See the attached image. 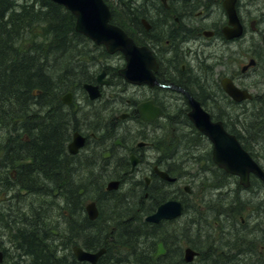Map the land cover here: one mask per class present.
<instances>
[{"label": "bare ground", "instance_id": "1", "mask_svg": "<svg viewBox=\"0 0 264 264\" xmlns=\"http://www.w3.org/2000/svg\"><path fill=\"white\" fill-rule=\"evenodd\" d=\"M198 1L201 0H196V2ZM48 2L55 4L59 10H63V8H65V5L56 0H47V3ZM105 2L108 6L111 20L118 21L115 16H113L115 12L114 9L123 8L124 17H130L134 19V21H138V18L141 15H149L150 17L157 19V27L165 34L177 29L171 18L166 15V12L162 11L163 9L161 6L155 1L105 0ZM202 2L212 4L214 0H202ZM248 10L251 11L252 15L255 13L253 6H249ZM118 17H121V14H118ZM262 28L264 29V24L262 25ZM74 32L77 35L80 33L88 38L80 35L77 37ZM179 34L180 33L176 32V38ZM244 36V42L241 44V53L240 55L237 54L238 58L242 59L247 55L256 56V54L258 55L257 57H260L261 48L259 42L257 40H253V34L249 31ZM128 37L131 38L135 44L133 38L130 36ZM66 39L67 41L64 40L63 44L67 47L63 53L69 51L71 55L73 53L72 46H77L74 55L79 56L78 59L86 63V66L83 65L81 68L83 71L88 73V76L91 77V80L84 78L79 82L76 79L71 78L73 82L70 83V86L65 89L58 88L54 91L53 95H51L52 97L48 100L49 106L46 108L47 110L50 109L51 111L55 110L58 112L55 113L56 115L54 117L58 114L59 121L62 123L61 128H65L64 136L66 137V143H64L62 151H59L58 154L60 155V160L62 161L61 163L68 164L69 170L67 173L58 172L57 175H53V178L51 179H45L41 176H37L35 182L30 184H43V187L41 186V188L37 191L31 190L27 192V190L19 184L20 181L18 179H13L12 181L7 171H9V169L14 170L18 168V166L21 167V165H23V163L27 160L32 159L33 155L31 153H34V151L29 145L24 144L22 137H18L21 141H13L11 146L13 152L4 153V156H0V187L3 191L1 194L3 196L0 198V252L2 254V264H32L34 262H36V264H92V260L82 258L80 254L75 251L76 247L81 248L82 251L87 254L101 255L100 259L102 263L100 264H185L190 261L185 259V255L183 259V250L185 252L187 248H192L191 246H188L190 241H193L195 246L198 248L212 251L210 256L205 257L203 264H250V254L247 256L241 255L246 247L242 245L240 247L238 245V241L232 242L231 237H234L233 239L235 240H240L239 233H237L239 230L236 229V226L238 225L236 221L238 217V222H240L241 216L244 217L242 215V212L245 211L244 206L249 204V201L254 202L255 197L261 196L256 192L259 190L261 191L262 189L264 190V182L261 183L259 181H256L254 185V187H256L255 190L250 189L249 191H241L238 189L243 192L242 194H250L247 199L240 198L241 200L239 202H236L235 200L231 201L232 195L229 191H205L204 195L206 196V199L210 201L209 207H206L205 211L200 210L201 208H196L195 214H193L192 217L185 218L186 216L182 217L181 214L173 218L161 217L159 219H154L159 205L156 202L158 199L157 197L163 195V191L159 193V196H156L157 194H152L153 196L150 197L156 204L154 205L152 211L146 215V220L143 219L141 210L138 208L135 212L127 211L124 213L127 215L126 219L132 220L133 223L119 219H113L110 221V216L107 215V221L105 220V216V219L102 220L103 223L98 221L99 225L98 229H96V224H93L83 218V221H85L91 228H89L90 230L86 233L79 231L78 217L75 211L77 209L78 199L83 197L86 192L93 190L88 186L94 188L97 186L96 188L100 189L102 194L100 199L102 200V203H107V200L109 201L112 196H117V194L121 192L120 190L122 187L118 188L117 186V189L109 188V184L111 182H118V179H120V173L122 172H138V169L129 162L130 155L135 152L137 144L141 140L146 141L149 139L151 140V138L145 135L146 132L143 131L145 129L137 123L138 120L132 124V127H128V124L130 123H124L122 120L117 119L115 114H113L114 119L112 120L109 116V112L102 110V112L107 116V123L111 124L110 121L113 122L111 125L113 129H111L106 125L107 123L104 119L95 120L93 118L95 109L92 108L89 110L86 107V96L92 99L91 93L87 89L86 84H92L91 81L95 76V70L106 62L105 57L114 53L109 52L107 49L102 47V44L95 42L86 34L78 31L76 27L73 28V31H68ZM184 39L185 37H183V40ZM69 40L71 42H69ZM245 42H250L249 44L255 54L249 53L246 50ZM175 45H177V41H175ZM94 49L97 50V53L92 55L91 53ZM222 49L229 51L227 57L223 58L227 59L231 55V50L226 47H216L213 53L221 52L220 50ZM147 51L154 59L151 50L147 48ZM28 54H32V52H28ZM196 59L200 63H203L204 56L202 52H199V54L196 55ZM237 62L238 60H231L222 64L228 71L235 73ZM73 64L76 65L74 62ZM68 70H70L71 73H75L76 71L73 66L68 68ZM262 71L264 72L263 64L259 72ZM114 74L115 73L113 72L112 76H114L116 80H120V78ZM185 74L199 77L201 84H203V77H208V81H205V83L209 82L207 84V88L215 90L216 81L221 75L217 69L210 67H204L203 69H199L197 67L187 68ZM82 75L84 76V73H82ZM101 75H104V71L100 73V76ZM153 75L154 74H152V79L154 80ZM258 82L259 81H256L257 86H259ZM262 85H264V81L263 84H260L261 87ZM203 86L205 85H195L193 87L194 92L198 95L200 94L204 96L203 92H206V90H203ZM176 88L190 94L187 91L188 89L186 86H176ZM262 90L264 91V89ZM114 92L115 94H113L110 99H113L119 94V88L117 90L115 89ZM0 95H3V87L1 86V83ZM31 97L32 96L28 94L25 100H28ZM31 101V107L21 111V117H18L20 115L17 111L19 107L15 106L17 104L13 103V100L6 101L4 105L10 113H13V115H4L2 118H4L7 122H11L12 120L13 126L20 129L21 136L26 132L25 129H22L24 127L22 125L24 121L25 125L32 129H36L42 123V120L39 117L44 119L47 116V113L43 112L42 108L38 107L34 99H31ZM250 107L255 109V113L252 112V115L256 118V120H252L250 116L241 118L239 113L232 115H236V117L247 121L248 123H250V121H264V96L261 98V102L259 104L250 105ZM246 110V107L241 108V111L246 112ZM88 112L92 115V120L84 119L85 113ZM90 123L93 124L89 125ZM85 127H88L89 129V131H86L87 134L92 132L97 136H103L104 139L107 137L111 140L113 151L111 156L94 157L91 155L86 156L85 159L80 161L74 158L72 155V147L75 136L79 135L84 139L81 129H84ZM127 128H130L131 130L128 135L125 134ZM132 129L135 132H133ZM18 138L16 137V140ZM26 138H28V136H26ZM195 140L199 142L200 146L202 145L206 149L211 147V145L207 142H202L197 138H195ZM175 145L180 146V140ZM82 146L83 145H81V147ZM88 150H91V148L86 149V151ZM251 151L254 153L253 157L256 162L264 169V165L260 161V158H263L264 154V140L257 141ZM158 154L156 157L159 159H165L166 157L173 158L172 160L167 161V165L173 166L177 164L178 159H175L173 154L168 155L164 150L158 151ZM260 155L262 156L260 157ZM147 156L149 157L150 154H145V157ZM1 161H4V163ZM5 162L6 166L9 167H6L8 169L3 166V164L5 165ZM85 167L86 169L96 167L95 170L84 173L87 178V182H85L82 177L81 179L79 178L80 173ZM105 174L107 175L104 176ZM136 174L140 175L139 172ZM177 176L179 177L177 196L186 199L190 195L179 187L181 182L184 180L183 176L182 174ZM177 176L174 173L169 174L168 182H175L177 180ZM77 179L79 180L77 181ZM54 182H58V184H54ZM186 185L187 184H185L183 188H185ZM125 191V195L130 194V190ZM183 194L187 197L182 196ZM256 202L257 201L251 205V208L248 210L249 213L247 212V221L248 223L253 224L255 228H260V232L264 234V219L256 217L254 221L250 220V217L259 216L258 213H255L256 207H254V205ZM37 203L40 204V206H38ZM258 204L261 206L262 201ZM217 205H219V207ZM137 206L139 207V203ZM21 208L26 210L30 218L24 219L22 214L20 218H18ZM145 213L146 211H144L143 214ZM149 216H151L150 220L148 219ZM213 217L215 219V224H219L221 222L220 226L224 228L225 234L216 238L214 233H211L208 242L198 243L199 241H195V239L197 238V235L201 234L200 230L202 224L205 223L208 225V222H210ZM21 225H23V227ZM186 227H190L191 230H193L194 235L191 231H183V228L185 229ZM209 227L213 231L211 225H209ZM16 228L18 231L23 233L24 238H13V231ZM133 229L137 231L140 230L142 232L143 239L142 241L136 240L135 243L131 244L128 241L129 239H127V236L133 233L131 232ZM74 231L75 233L73 234ZM262 233H260L259 236ZM99 236L101 237L100 239H98ZM200 239L206 241L205 236H201ZM31 242L34 243L33 245L42 247V256L44 257V260L41 258V251L36 252L37 249H35ZM128 244H130V246ZM166 245H169L172 248V252L167 257H164L162 256V249H164ZM219 252L228 254L225 261L220 262L217 260ZM255 255L256 253H254V256ZM262 261L264 263V259H262ZM256 264H260V262L256 260Z\"/></svg>", "mask_w": 264, "mask_h": 264}, {"label": "flooded vegetation", "instance_id": "2", "mask_svg": "<svg viewBox=\"0 0 264 264\" xmlns=\"http://www.w3.org/2000/svg\"><path fill=\"white\" fill-rule=\"evenodd\" d=\"M147 1L157 2L163 9L162 11L166 12V15L174 22L177 29L175 31L171 30L172 32H167V34H165L157 27V19L149 15H141L138 21H134V19L130 17H124L123 8L114 9L115 12L113 16H115L118 21L111 20V22L121 26L126 31L127 35L133 38L135 45L151 50L155 67H150V71L154 74V80L152 79L153 81L151 82L144 81L142 83H133L129 81L121 73V69L127 66V57L123 51H117L105 57L106 62L95 70V76L91 83L98 86V95L92 99L86 96L87 109L90 110L93 108L95 109L94 112H99L100 110L108 111L112 120L114 119L113 114H115V117L122 120L124 123L131 122L128 124V127H132V124L138 120L137 123L145 129L143 131L149 132L152 129V131H154L153 137L150 135L148 136L151 140H141L137 144L135 152L130 155L129 162L138 169L141 176L136 174L138 172H122L120 173V179H118V188L129 183L130 189L133 188V190L137 192L142 190L144 193L140 201L138 200V208L141 210V215L145 220L146 215L152 211L156 204L150 197L153 196L152 194H159L163 191V195H171L167 196V199H180L184 205V212L185 209L186 211L188 209L190 199L178 198L177 196V185L179 182V177L177 175L181 174L176 170V165L172 166L166 164L168 160H172L173 158L166 157L165 159H159L156 157L158 151L163 149L167 151L172 148L167 152L168 155H172L173 146L179 140L181 145H175L177 146L176 150L178 151V148H181V156L192 159L193 161V165H191L192 173L189 175L190 178L187 182L189 188H184L188 194H191L192 197L195 196L197 199L196 201L191 199L193 204L198 202L199 192L202 190L213 192L221 190L229 192L239 190L249 191L250 189L255 190L256 187H254V185L256 181L261 183L264 182L260 176L251 172L249 176L250 185L245 186L241 183L239 175L232 174L224 167L218 165L214 159L213 140L209 135L197 127L195 120L191 116L192 114L190 115L194 110L195 104L198 102L199 105L209 113L212 122L220 124L226 134L234 135L243 148L247 150L252 157L254 156L251 150L259 140L255 139L254 141L256 131L253 129H256L258 126H264V121H250V123H248L232 114L238 113L242 107L247 108L250 105L259 104L264 95V92L258 94L262 89L260 88L261 86H257L255 82L256 78H263L264 75L263 71L259 72L262 68V64L264 67V29L262 28L264 24V6H261V4H264V0H234V6L231 7L232 10L228 7L226 0H214L212 4L203 3L202 0L198 2H196V0ZM249 6H253L255 9L253 15L251 11L248 10ZM118 14H121V17H118ZM239 27L240 32L238 33ZM249 31L257 37L256 40L259 42L261 48V56L257 57L258 55L256 54V56L247 55L242 59L238 58L237 54L240 55L241 53V44L243 43L244 35ZM176 32L180 33L177 38ZM183 37H185L184 40ZM175 41H177V45H175ZM102 47L106 49L105 45H102ZM216 47H226L230 49L231 55L227 59H223L227 57L229 51L222 49L220 50L221 52L213 53ZM246 50L249 53L255 54L250 44ZM199 52H202L204 56L203 63H200L196 59V55H198ZM231 60H238L235 73L228 71L222 64ZM194 67L199 69L210 67L220 72L221 75L216 81V90L207 88L209 82L205 83V81H208V77H203V84H201L199 77L185 74L187 68ZM103 71L104 75L100 76V73ZM256 71L258 72V76L254 78ZM113 72L120 80H116L114 76H112ZM120 83L122 86L124 85L126 87L125 89L123 86L125 91L130 88V85L137 87L136 96L133 95L134 93L130 94L124 91L113 99H110L113 94L107 98L108 91L117 90ZM195 85H205L203 86V90H206V92H203L204 96L194 92L193 87ZM227 85L239 88L241 91L249 92L250 97L244 96L239 99L233 97L229 93ZM176 86H186L190 94L179 90V88L177 89ZM140 91L141 93H139ZM149 101L152 105L158 106L163 110V113L157 115L153 120H145L139 109V106L142 107ZM252 112L255 113V109H253ZM105 119L107 120V116ZM105 122L107 123V121ZM110 122L111 124L107 123L106 125L113 129V127H111L113 122ZM129 129L130 128H127L128 131ZM81 130L84 136L83 146H80L76 152H72L74 158L80 161L85 159L86 156L91 155L94 157L111 156L113 151L109 138L106 137L104 139L103 136H97L92 132L87 134L86 131H89L88 127ZM132 131L135 132L133 129ZM195 138L200 139L202 142H207L211 147L208 149L205 148L206 151L198 154L197 148H200V146ZM191 140L196 143L195 146H190L189 142H191ZM87 148H91V150L86 151ZM148 149L156 152L153 160H150L148 156L145 157V154L147 155V153H149ZM200 161L205 163L200 165L202 163ZM143 163H148L147 168L141 167ZM159 170L165 171L168 174L174 173L177 176V180L173 183L168 182L169 180L163 177L158 172ZM166 186L174 187L175 190L173 191L175 192H166ZM96 187L92 190L93 192L97 191L96 194H88L89 192H86L83 197L78 199L77 205H81V219L85 218L89 222H93V224H96V229H98V221L102 217L104 208L102 200L100 199L102 194ZM125 194L126 191H124L120 197H124ZM204 194L205 192L203 195ZM204 197L203 202L205 204L202 202V204L197 203L196 205L201 206L200 210L202 211H205V208H208L210 204V201L206 199L205 195ZM164 200L165 199H162L157 204ZM93 203L98 211V215L95 218L89 216L87 209V207ZM144 211H146L145 214H143ZM28 218L30 217H25V219ZM107 218L108 216H106V221ZM240 218V222L238 223L241 226L246 223V219L242 216ZM78 227L79 231L82 233L87 232L85 231L87 230L86 228H91L85 221L82 224L80 220H78ZM82 228L83 231L81 230ZM221 231L222 234H220V236L225 234L223 227ZM74 233L75 231L73 234ZM19 237L24 238L23 233L16 228L13 231V238L18 239ZM33 244L34 243H32V245ZM33 246L37 249L36 252L41 251L42 256V247ZM188 246H191L193 250H195V254L193 259L185 264H201V261H204L205 257L209 256L208 253L210 250L198 248L193 241H190ZM167 247L169 246L166 245V248ZM169 251H171V247L165 250L166 254H168L167 252ZM184 255L185 252L183 250V259ZM227 255L226 253L219 252L217 259L221 256L218 260L223 262L227 259ZM100 256L94 263L92 262V264L102 263ZM41 258L44 260L43 256ZM261 262V264H264L263 261ZM2 263L1 260L0 264ZM32 264H36V262ZM250 264H256V256H254V254L253 257L250 258Z\"/></svg>", "mask_w": 264, "mask_h": 264}, {"label": "trees", "instance_id": "3", "mask_svg": "<svg viewBox=\"0 0 264 264\" xmlns=\"http://www.w3.org/2000/svg\"><path fill=\"white\" fill-rule=\"evenodd\" d=\"M65 8L59 10L55 4L47 3V0H0V83L4 95H0V128L5 130L2 133L3 137L0 136V156L12 151L13 141H21L18 137H22L24 144L29 145L34 151L31 153L32 159L27 160L21 167L18 166L14 170L7 171L12 181L18 179L19 184L27 192L37 191L41 188L38 185L30 184L35 182L37 176L51 179L58 172L67 173L69 170L64 167V163H61L58 154L66 143L65 128H61L62 123L59 121L58 114L54 117L58 112L46 109L49 106V98L58 88L65 89L70 86V83L73 82L71 78L78 82L84 78L91 80L88 73L81 68L83 65L86 66V63L78 59L79 56L74 55L77 46H72L73 55H70L69 51L63 53L67 47L63 41H67L66 34L68 31H73L76 22L75 15ZM75 35L88 38L80 33L78 35L75 33ZM69 42L71 41L69 40ZM28 52H32V54H28ZM71 66L75 68V73L68 70ZM28 94L32 97L25 100ZM31 99L35 100V103L42 108L43 112L47 113V116L44 119L39 117L42 123L36 129L25 125L24 121L22 129H25L26 132L21 136L20 129L13 126L12 120L7 122L2 118L4 115H13L4 105L6 101L13 100V103L17 104L15 106L19 107L17 111L20 115L18 117H21V111L31 107ZM253 130L256 132L258 130L261 133L264 131V127H257ZM1 162L4 163V161ZM3 166L4 168L8 167L6 162ZM22 168L26 169L23 171ZM89 171L85 170V173ZM54 184H58V182H54ZM41 186L43 187V184ZM2 193L0 187V198L3 196ZM161 197L162 195L157 197L158 199L156 198L157 203L162 200ZM203 198H205L204 195ZM234 200L236 199L232 197L231 201ZM136 203L137 201L131 202L126 211L135 212L138 209ZM114 213L116 211L110 215V221L119 219L133 223L132 220L120 219L121 215H114ZM124 216L127 215L124 214ZM81 222L84 223L83 219ZM81 230L83 231V228ZM89 230L87 228L85 231ZM127 237L131 244L136 240L142 241L143 239L142 232L135 229ZM100 238L99 236L98 239ZM128 245L130 246V244ZM167 248L170 249V246ZM167 248H164L162 255L164 257L172 252L171 248V251L166 254Z\"/></svg>", "mask_w": 264, "mask_h": 264}, {"label": "water", "instance_id": "4", "mask_svg": "<svg viewBox=\"0 0 264 264\" xmlns=\"http://www.w3.org/2000/svg\"><path fill=\"white\" fill-rule=\"evenodd\" d=\"M65 5L76 16V29L97 43L104 44L109 52L117 50L123 51L127 57V66L121 69V73L133 83H142L152 81L150 67L153 66V58L148 54L144 47H138L131 38L118 25L110 23V12L104 0H56ZM230 0H227L228 4ZM154 67V66H153ZM87 89L94 98L98 95V86L86 84ZM237 98L244 96L250 97L245 91H231ZM142 117L145 120H153L158 114L163 113L160 107H155L152 103H145L139 106ZM192 114V115H191ZM199 129L211 137L214 142V159L224 167L228 172L238 174L241 182L245 185L249 182V174L253 172L260 176L264 181V170L252 158V156L242 147L240 142L233 135L226 134L220 124L211 121L209 114L197 104L190 113ZM83 144V137L76 135L73 143V152L79 149ZM163 177L169 178L165 171H158ZM118 182H111L109 188H116ZM88 214L91 218L98 215L94 203L88 207ZM183 205L180 200H170L161 204L154 216V219L161 217L173 218L181 215ZM151 219V216L148 217ZM75 251L84 259L92 260L94 263L100 256L99 254H87L81 248L76 247ZM164 252V249H162ZM195 250L187 248L185 250V259H193ZM2 254L0 252V261Z\"/></svg>", "mask_w": 264, "mask_h": 264}, {"label": "rangeland", "instance_id": "5", "mask_svg": "<svg viewBox=\"0 0 264 264\" xmlns=\"http://www.w3.org/2000/svg\"><path fill=\"white\" fill-rule=\"evenodd\" d=\"M261 6H264V4H261ZM253 40H256V35L255 34H253ZM244 42V41H243ZM249 46V42H245V48H247ZM97 53V50H93L92 51V55L93 54H96ZM102 60V59H101ZM243 61V60H242ZM90 67H92V66H90ZM256 76H258V72L256 71V73L254 74V78H256ZM256 81H259L258 82V85L260 86V84L262 83L263 84V81H264V78H256L255 79V82ZM262 87H264V85L262 86ZM261 87V89H264V88H262ZM137 87H134V86H131L130 85V88L129 89H127L126 91L123 89V86L121 85V83H120V85H119V94H121V92L123 93L124 91L125 92H129L130 94L131 93H134L133 95H135V94H137ZM264 91H259L258 92V94H260V93H263ZM139 93H141V91L139 92ZM111 94H115V92L112 90V91H108V94H107V98H109L110 97V95ZM136 96V95H135ZM264 96V95H263ZM121 102V101H120ZM252 110H253V107H247V110H246V112H244V111H238V113L240 114V117L241 118H243V117H245V116H250V118L252 119V120H256V118H254L253 117V115H252ZM93 118L95 119V120H105L106 121V114L105 113H103L101 110L99 111V112H94L93 113ZM84 119H89V120H92V115L90 114V112H88V113H85V115H84ZM261 119V118H260ZM94 123V122H93ZM93 123H90V124H93ZM129 123H131V122H129ZM153 130V129H152ZM146 131L147 133H146V135L147 136H154V131ZM250 130V129H249ZM5 130L4 129H1L0 128V136L1 137H3L2 136V133L4 132ZM130 129H129V131L128 130H126L125 131V134H127L128 135V133H130ZM120 133H122V132H120ZM123 134V133H122ZM255 139H257V140H264V131H262L261 133L260 132H258V130H257V132L255 133V137H254V141H255ZM190 143V146L192 145V146H195L196 145V143L195 142H193V140H191V142H189ZM200 146V145H199ZM176 147L177 146H173V155H174V158L175 159H178L177 160V164H176V166H177V171H179L180 172V174H182V176H183V181L181 182V184H180V188L182 189V190H184V185L185 184H187V182L189 181V178H190V176L189 175H191V165H193V161H192V159H187V158H184V156L182 157L181 155V152H180V150H181V148H178V151L176 150ZM172 149V148H171ZM171 149H169V150H167L166 152H169ZM164 150V149H163ZM165 151V150H164ZM175 151H176V153H175ZM203 151H206V149H205V147L204 146H200V148H197V152H198V154L200 153V152H203ZM148 152L150 153V156H149V159L151 160H153V157L155 156V154H156V152L153 150H150V149H148ZM158 154V153H157ZM159 155V154H158ZM262 155H260V157H261ZM259 157V158H260ZM260 161L263 163V165H264V154H263V158H260ZM200 162H202V161H200ZM203 163H205V162H202L200 165H202ZM147 165H148V163H143L142 165H141V167H146L147 168ZM64 167L65 168H68V164H64ZM99 168V167H98ZM26 168H22V170L24 171ZM96 169V167H90V168H87L86 169V167L84 168V170L80 173V175H79V178L81 179V177H82V179L85 181V182H87V178L85 177V170H90V171H93V170H95ZM89 171V172H90ZM108 174H114V173H108ZM107 174H105L104 176H106ZM77 178V177H76ZM79 179H77V181H78ZM129 183H126L125 185H123L122 186V188H121V192L119 193V194H117V196H112L110 199H109V201L107 200V203H105V202H103V208H105L104 209V212H103V215H102V217H101V219L99 220L100 221V223H103V221L102 220H104L105 219V216H110L113 212H115L116 211V213H114V215H118V214H120L121 215V217H120V219H126V217L124 216V212H127L126 210H128L129 209V204L131 203V202H134V201H137V203L135 204V205H137L138 204V200L140 201V198H141V196H142V194H144L143 192H142V190H140L139 192H137V191H135V190H133V188H129L130 186L128 185ZM38 185V187H41V184H35V186H37ZM90 189H93L94 187H91V186H88ZM202 189H204V188H202ZM125 190H130L129 192H130V194H127V195H125L124 197H119L120 195H122L123 194V192L125 191ZM165 190H167L166 192H169V191H173L174 190V187H171V186H166V188H165ZM96 192L97 191H95V192H93L92 190L91 191H89V193L88 194H96ZM205 192V190H202V191H200L199 192V199H198V202L197 203H200V204H202V202L204 201L203 200V193ZM187 194H188V192H186ZM231 193V195H232V197L233 198H235L236 200V202H239L241 199L240 198H242V199H247L248 198V196L250 195V194H242L243 192H241V191H239V192H237V191H235V192H233V191H231L230 192ZM257 194H260L261 196H259V197H255L254 199V202H250L249 201V204H246L245 206H244V210L245 211H243L242 212V215L245 217V219H246V223H244V224H242L241 226H240V224L238 223V219H239V217L237 218V221H236V223L239 225H237L236 226V229L237 230H239V232H237V233H239V236H240V240H235V239H233L234 237H231V240H232V242H234V241H238V245L241 247V245L242 246H245L246 248L243 250V252H242V256H247V255H249L250 254V256L251 257H253V254L254 253H256V260H258L259 262H260V264L262 263L261 261H262V259H264L263 257H264V234L262 233V232H260V228H255L254 227V225L253 224H251V223H248V217H247V215H248V210L251 208V205L252 204H254L255 203V201H257L256 202V204L254 205V207H256V209H255V213H258L259 214V216H254V217H250V220L251 221H254V219H256V217H258L259 219H264V190L262 189L260 192L259 191H257L256 192ZM178 194H179V192H178ZM181 195V194H180ZM190 196L188 197V199H190V203H189V205H188V209H187V211H186V209H185V212L182 214V217H185V218H187V217H192L193 216V214H195V208L197 207V209H200L201 207H199V206H196L197 205V203L196 204H193L192 202H191V199H194L195 201L197 200L196 198H195V196L194 197H192L191 196V194H189ZM167 196H171V195H162V197H161V199H167ZM182 196H184V197H187L186 195H182ZM86 198H88V197H86ZM178 198H180V197H178ZM144 199V198H143ZM184 199V198H183ZM103 200H105V199H103ZM121 201V202H120ZM260 201H262V204H261V206L258 204ZM126 203V204H125ZM204 203V202H203ZM205 204V203H204ZM37 205L38 206H40V204H38L37 203ZM36 205V206H37ZM207 205V204H206ZM35 206V207H36ZM218 207H219V205H217ZM221 210V209H220ZM76 215H77V217H78V220H80V222H81V210H80V206L79 205H77V209H76ZM108 212V213H107ZM248 212V213H247ZM15 213H18V212H15ZM123 213V214H122ZM21 214L23 215V218L25 219V217H28V213L26 212V210L25 209H23V208H21V211H20V214H19V217L18 218H20V216H21ZM119 218V217H118ZM235 218V217H234ZM212 220H210V222H208V225L207 224H205V223H203L202 224V227H201V230H200V232H201V234H199V235H197V238L195 239V241H199L198 243H202V242H208L209 241V239H210V234L211 233H214V236L216 237V238H218L219 236H220V234H222V231H221V228H222V226H220L221 225V222L219 223V224H215L214 222H215V219H214V217L213 218H211ZM235 220H236V218H235ZM209 225H211V227H212V229H213V231L210 229V227H209ZM22 227H23V225H21ZM261 227H262V225H261ZM263 228V227H262ZM10 231H11V228H10ZM183 231H188V232H190L191 231V233L193 234V230H191V228L190 227H186L185 229L183 228ZM263 231H264V228H263ZM129 232H130V229H129ZM131 232H133V230H131ZM260 233H262L260 236H259V234ZM231 234H234V233H231ZM194 235V234H193ZM224 235V234H223ZM201 236H205V240L206 241H203L202 239H200L201 238ZM2 238V237H1ZM3 238H4V236H3ZM133 240V239H132ZM136 242V241H135ZM5 243H6V241H5ZM144 244V243H143ZM211 244V243H210ZM251 247H252V249H251ZM208 248V247H207ZM237 250V249H236ZM254 251V252H253ZM208 253V252H207ZM212 254V251L210 250L209 251V253H208V255L210 256ZM221 257V256H220ZM219 257V258H220ZM218 258V259H219ZM217 259V260H218ZM218 261H220V260H218ZM201 264H203V261H201Z\"/></svg>", "mask_w": 264, "mask_h": 264}]
</instances>
